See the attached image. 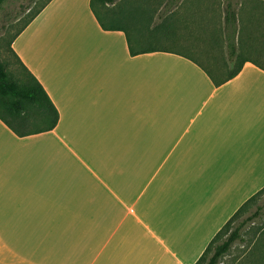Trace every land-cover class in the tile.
I'll return each instance as SVG.
<instances>
[{"label": "crops", "instance_id": "1", "mask_svg": "<svg viewBox=\"0 0 264 264\" xmlns=\"http://www.w3.org/2000/svg\"><path fill=\"white\" fill-rule=\"evenodd\" d=\"M90 0H51L12 41L58 113L0 121V264H194L264 188V71L215 87L175 54L130 56Z\"/></svg>", "mask_w": 264, "mask_h": 264}, {"label": "trees", "instance_id": "2", "mask_svg": "<svg viewBox=\"0 0 264 264\" xmlns=\"http://www.w3.org/2000/svg\"><path fill=\"white\" fill-rule=\"evenodd\" d=\"M50 1L46 0L7 43L17 68L0 60V121L20 138L51 131L58 122L57 110L43 87L11 48L12 41ZM177 1L153 8V0H90L89 8L102 30L124 34L130 56L154 52L178 55L202 70L215 87L234 78L245 63L264 71V0H247L244 6L235 0H191L182 7L175 5ZM263 192L264 188L232 215L194 264H218L241 240L244 221L233 228L232 222ZM255 238L239 264H264V225Z\"/></svg>", "mask_w": 264, "mask_h": 264}, {"label": "rangeland", "instance_id": "3", "mask_svg": "<svg viewBox=\"0 0 264 264\" xmlns=\"http://www.w3.org/2000/svg\"><path fill=\"white\" fill-rule=\"evenodd\" d=\"M45 1L46 0H4L0 6V60L9 62L15 69L17 68V64L8 53L7 43L22 27L25 21ZM153 1L155 3L153 8H156L158 4L162 8L165 2L170 3V0ZM179 1H177V4L175 5L180 4V7H182V5L188 6L191 3V0ZM235 1L244 6L247 0ZM143 4L146 6L145 2ZM117 6H110V9H117ZM242 221L244 222L243 225L240 226L241 228L239 231L241 240L235 242L231 246L228 253L219 260L218 264H239L246 255L251 244L256 239L257 232L264 225V192L251 203L246 212L242 213L236 220H234V222H232L231 227L238 226Z\"/></svg>", "mask_w": 264, "mask_h": 264}]
</instances>
